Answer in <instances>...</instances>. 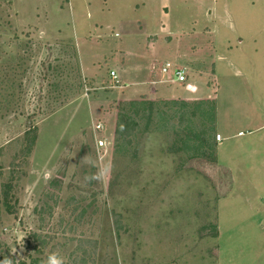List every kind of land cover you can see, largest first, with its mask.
Listing matches in <instances>:
<instances>
[{
    "label": "rangeland",
    "instance_id": "obj_1",
    "mask_svg": "<svg viewBox=\"0 0 264 264\" xmlns=\"http://www.w3.org/2000/svg\"><path fill=\"white\" fill-rule=\"evenodd\" d=\"M177 69L184 84L172 81ZM141 96L165 114H141L118 147L119 110ZM178 97L214 98L215 131L209 108ZM189 130L217 144L230 179L182 141ZM239 132L254 143L239 145ZM106 163L103 183L84 181ZM10 181L1 261L44 264L58 252L65 264H264V0H0V185ZM83 240L97 242L86 261Z\"/></svg>",
    "mask_w": 264,
    "mask_h": 264
},
{
    "label": "trees",
    "instance_id": "obj_2",
    "mask_svg": "<svg viewBox=\"0 0 264 264\" xmlns=\"http://www.w3.org/2000/svg\"><path fill=\"white\" fill-rule=\"evenodd\" d=\"M170 104H172L173 106H177V102L176 101H172L171 103H164L163 106H170ZM200 106H204L205 111L208 112V108L210 109L209 112L205 115H203L202 119H205L207 121L210 122V131H215V123H216V100L212 99V100H207V101H201L200 102ZM128 111L125 112L124 110L120 109L119 113H118V117H117V125H116V129H115V136H114V142L118 147H122V146H129L131 145L132 139L136 136V132H137V128L139 126L138 123V118H140V115L143 114L144 116H149L148 119H150L151 115L153 113H158L161 115H164L165 113L162 112L161 110L157 109L155 111L154 106L151 102L146 101L144 98H142L141 101H134V102H130L128 105ZM129 108L132 109V111H129ZM155 111V112H154ZM185 115H181L179 118V125L180 127H182V125L185 126V123L187 124V121H185L184 119ZM121 126H123V130H121ZM189 135H187L184 139H182V141L184 143H188L186 141H189L190 138L194 139L196 143H199L201 145V148H198L199 150H203L206 151V155H210L211 159L213 160L215 163L214 168L217 169L219 166V170H227L228 173H226V171H224V173L222 172L221 174H224L225 176H227V178L230 179V172L229 170L225 167H222L220 165H217V155L215 154L216 148H217V144L216 143H207L205 141V136H203V134H194L193 132H191L189 130L188 132ZM37 137L36 134V129L33 127L32 129H30L29 131L26 132L25 134V149L22 151L21 155H19V157L21 156H27L29 155V153L32 151L34 144H35V139ZM181 137V136H180ZM213 157V159H212ZM14 190V185L13 183L10 181L6 184H3L2 186L0 185V201L3 202V204L6 207V211L9 214H15L16 212L13 211V207L10 205L9 200L11 193ZM230 190V188L228 187L226 190V193ZM115 219V225L117 226V231L120 229V216L115 215L114 217L112 216L111 218L109 217L107 220V225L109 227L110 231H114V220ZM32 239L37 243L36 247L34 248V250L37 253H41L40 252V248L42 251V247L45 248L46 244L44 241H41V239L36 236L35 234L31 235ZM95 241L93 240H83L80 241V248L82 250V254H81V261H86V259H89L95 249L96 246ZM83 257V258H82ZM0 257V261H1ZM29 258L32 259V256L30 255ZM41 260H36V259H32L31 260V264H41ZM21 264H26L25 262H21Z\"/></svg>",
    "mask_w": 264,
    "mask_h": 264
},
{
    "label": "clouds",
    "instance_id": "obj_3",
    "mask_svg": "<svg viewBox=\"0 0 264 264\" xmlns=\"http://www.w3.org/2000/svg\"><path fill=\"white\" fill-rule=\"evenodd\" d=\"M121 130H123V126H121ZM81 163L95 167L94 161H92L89 156H85ZM112 165L111 164H102L101 166L97 167V170L94 173L85 175L84 181L86 183H91L93 181L97 183H103L105 177L108 176L111 172ZM52 178L50 172H45L43 174V179L48 181ZM0 264H13L12 260L5 257L3 261H0ZM44 264H65L64 258L58 252H52L48 255L47 259L44 261Z\"/></svg>",
    "mask_w": 264,
    "mask_h": 264
},
{
    "label": "crops",
    "instance_id": "obj_4",
    "mask_svg": "<svg viewBox=\"0 0 264 264\" xmlns=\"http://www.w3.org/2000/svg\"><path fill=\"white\" fill-rule=\"evenodd\" d=\"M116 36H118V35H116ZM185 74H186V72H185ZM172 76V75H171ZM173 78V77H172ZM110 79V78H109ZM111 82L113 83V81L111 80ZM167 83V82H166ZM174 83H178V82H174ZM119 84V83H118ZM182 84H184V83H182ZM120 85V84H119ZM116 87V86H115ZM119 88H121L122 87V85H120V86H118ZM146 97V99H148V100H155V99H150V98H148L147 96H145ZM140 98H144L143 96H141V97H139V99ZM139 99H137V100H139ZM158 99H163V100H169V99H164V98H158ZM180 100V101H186V102H193V101H195V102H197V101H207V100H212V99H214V98H210V99H197V98H182V97H178V98H176V99H171V100ZM216 110H217V104H216ZM217 114V113H216ZM216 124H217V118H216ZM250 134H251V132H249ZM216 135L217 136H220V138H221V140H220V144H222L223 143V137H222V135L220 134V132H219V130H217V125H216ZM236 139H237V143L239 144V145H245V144H247V143H254V141L252 140V139H250V138H248V139H246V140H240V141H238V139H241V138H244V135H243V133L242 132H239L237 135H236V137H235ZM217 154H218V152H217ZM217 158H218V155H217ZM221 165V164H220ZM223 165V164H222ZM223 166H225V167H228L229 169H230V167L229 166H227V165H223Z\"/></svg>",
    "mask_w": 264,
    "mask_h": 264
},
{
    "label": "built area",
    "instance_id": "obj_5",
    "mask_svg": "<svg viewBox=\"0 0 264 264\" xmlns=\"http://www.w3.org/2000/svg\"><path fill=\"white\" fill-rule=\"evenodd\" d=\"M169 69H170V66L166 65L162 69V73L164 75H169L170 74V70ZM110 77H111L112 81H114L115 84L118 85L117 76H116V74L114 72H110ZM172 77H173L172 78L173 82H175V81L178 82V83H185L186 82V74H185V71H183V70H179V69L174 70L172 72ZM216 139H217L218 142H220V140H221L220 136H217ZM99 145H100V147H103L104 143L100 142Z\"/></svg>",
    "mask_w": 264,
    "mask_h": 264
}]
</instances>
